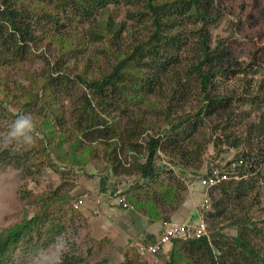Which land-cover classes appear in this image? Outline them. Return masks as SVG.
Here are the masks:
<instances>
[{
  "label": "rangeland",
  "instance_id": "rangeland-1",
  "mask_svg": "<svg viewBox=\"0 0 264 264\" xmlns=\"http://www.w3.org/2000/svg\"><path fill=\"white\" fill-rule=\"evenodd\" d=\"M144 6V0H119L110 5L113 22L123 28L120 38L111 40L104 36H90L88 25L76 22L69 29L62 28L69 34L71 42L77 40L76 34L84 37L85 42L77 45L72 58H65L64 64L60 65L61 70L72 75L86 67L88 77H98L107 71L117 61L107 44L110 43L114 51L127 50L133 42L131 34L141 36L148 29L149 15L142 14ZM208 8L206 21H193V17L181 20L179 31L184 36V43L171 66L174 72L178 71L180 83L190 81L191 90L177 91L176 95L183 94L182 98L170 99L168 93L172 85H176V78L174 75L171 80V73L167 72L166 76L158 77L148 100L138 106L127 105L125 112L115 110V119L121 128L132 125L137 119L143 120L147 131L137 137L141 144H144L146 134H155L164 128L165 104L171 102L172 105L171 108L168 106L169 120L196 112L202 98L198 93L197 76L191 67L197 55L201 29L206 30L211 48L219 45L224 54L218 64L211 63L218 68L228 66L237 69L234 74L217 72L213 78L214 90L220 96H230L232 102L225 113L220 116L215 113L199 125L195 137L203 143V153L198 161L193 166L180 167L173 164L172 152H159L158 160L166 170L160 179L163 184L171 183L178 193L173 203L156 201L160 215L171 220L166 224L162 223L161 217L155 221L147 219L142 206L144 201L141 208H125L111 194L113 187L127 192L133 182L145 181L136 166L145 160V150L136 152L134 157L130 151L119 150L118 145V158L126 162L128 169L123 166H118L117 172L109 169L113 161L111 152L118 139L88 134L74 125V119L81 110V85H75L68 93L56 98L64 118L59 125L52 121L51 131L42 115L35 114V110L20 108L19 104L28 97L27 91H35L27 72L39 77L48 72L47 67H54L57 44L49 35L39 32V39L31 43L28 58L0 70V151L26 152L20 156L23 162L19 166H0V231L32 218L36 213L44 215L38 226L26 233V237L13 249L10 264H60L66 252L84 256L89 264H167L171 245L160 249L161 255H153L146 250L151 244L147 240H153V236L157 241L159 233L172 221L183 222L192 217V223H196V210L200 208L201 194L205 191L196 179V173L208 161L223 165L226 160L243 152L258 153L260 162L253 164L251 159V164L246 165L249 172L246 178L252 180L255 189L253 195L241 199L240 203L245 208L241 204L238 209L231 208H234L232 213L235 216L241 215L240 224L243 220L248 224L245 235L264 257V150L260 152L257 149V139L253 138L255 133L251 131L254 123L264 118V102H257L264 96V0H210ZM148 60L138 68L153 75L157 69H152L150 63L154 61L149 60L148 63ZM248 99L254 104H250ZM18 113L30 116L34 122V142L31 145L9 138L11 125ZM64 129L67 139L58 147L55 144ZM47 131L52 135L50 155L38 145L39 139L45 140L43 132ZM79 138L81 142L77 143L75 139ZM260 138L263 140L261 143L258 139L260 147L264 148V134ZM230 140L241 143L230 147ZM80 152L83 155L79 156ZM221 154L225 158L222 161L219 159ZM84 157L86 160L83 161ZM102 177H105L104 184H101ZM133 194L126 195L129 202L134 200ZM247 202L253 204L248 209ZM56 225L62 226L61 231L54 232ZM219 225L225 233L237 232L228 221ZM254 225L261 233L251 229ZM181 263L183 260L177 262Z\"/></svg>",
  "mask_w": 264,
  "mask_h": 264
},
{
  "label": "trees",
  "instance_id": "trees-1",
  "mask_svg": "<svg viewBox=\"0 0 264 264\" xmlns=\"http://www.w3.org/2000/svg\"><path fill=\"white\" fill-rule=\"evenodd\" d=\"M118 1L0 0V70L4 66L15 65L28 58L31 43H35L36 38L39 39V32L43 35H49V38H52L57 44L54 67H47L48 72L39 77L27 72L31 87L35 91H27L28 97L19 104L20 108L23 107L26 111L35 110V114L42 115L45 124L49 126V131H51L54 120L59 125L64 118L60 114L61 107L56 98L62 93H68L75 85H81L83 87L82 103L79 105L81 110L74 119V125L77 128H83V131L88 134L96 133L100 137L110 136L118 139V142H114L113 152H111L113 161L109 169L115 172L118 171V166H123L125 170L128 169L125 166L126 162H121V159L118 158L116 153L118 145L119 150L130 151L134 157L136 152L145 150V160L136 164L140 176L145 181L133 182L127 192H121L113 187L111 194L115 198L123 196L131 206L128 207L130 209L141 208V202L144 201L142 206L145 207L144 213L147 219L155 221L161 217L162 223L166 224L171 220L169 217L160 215L156 201L167 204L173 203L176 201L177 190L171 183L163 184L162 179H160L165 168L162 162L158 160L159 152L163 151L166 154L172 152L173 164L180 167L193 166L198 161L200 154L203 153V143L195 137L199 125L215 113L216 116L225 113L232 102L230 96H220L214 90L213 78L216 77L217 72L234 74L237 69L228 66L218 68L212 64L215 63L216 65L222 61L224 54L222 50H219V45L211 48L206 30L201 29L197 55L191 67L199 82L198 93L202 98L201 105L192 114L187 113L169 120L171 114H168V106L171 108L172 105L171 102L165 104L164 128L161 132L146 134L144 144L139 143L137 137L147 131L143 120L137 119L133 121L132 125L128 124L124 126L125 128H121L115 119V110L125 112L127 105L138 106L148 100L149 95L153 94L155 90L158 77L166 76L167 72L171 73V80L174 75L176 78H173L176 80L175 87L172 85L173 88L168 93L170 99L182 98L183 94L176 95L177 91L191 90L190 81L180 83L178 71L174 72L171 68L175 58H177V52L184 43V36H182L179 28L181 20L184 18L191 20L190 18L193 17V21L194 19L208 20L210 0H144L146 6L142 10V14L149 15L148 29L141 36H137V33L131 34L133 42L127 50L114 51L110 47V43L107 44L108 49L112 50L111 52L117 60L111 64L107 71L98 77H88L86 67L72 75L62 71L60 65L64 64L65 58L67 56L72 58L78 49L77 45L80 43L83 45L85 42L84 37L77 34L75 35L77 40L71 42L69 34L62 28L69 29L72 23L76 22L75 24L88 25L87 33L90 36H104L111 40L120 38L123 30L122 25L113 22L112 12L109 8L111 4H116ZM110 34L114 35L110 37ZM148 59L154 61L150 63V67L157 69V73L153 75L141 72L138 68H141L140 64ZM262 97L264 96L257 99V102H264ZM248 102L254 104L251 99H248ZM152 104H155V101ZM122 105L126 108H123ZM49 131L43 132L45 140L39 139L38 142L40 148L47 155H50L49 144L52 143V135ZM251 131L255 133L253 138L257 139L256 143L259 146L257 149L261 152L264 150L260 147L263 142L260 136L264 134L263 117L254 123ZM65 132L66 129L59 134V140L55 144L58 147L65 141L64 139H67ZM258 139H261V143ZM75 140L77 143L81 142V138ZM240 143L239 140L238 142L236 140L228 141L230 147H236ZM25 153V151L12 153L8 149H3L0 151V166L7 164L19 166L23 162L20 156ZM80 155L83 153L80 152ZM257 156L258 153L256 155H253L252 152L239 153L226 160L223 165L220 162L208 161L203 169L198 174L196 173L195 177L198 181L211 174L213 168L221 172L231 173L234 178L218 182L207 190L204 188L205 191L201 194V200L206 193L209 199V208L203 209V211L200 208L199 211H201L206 223L207 235L198 238L190 236L173 238L169 243L171 248L168 252L167 264H177L181 260H183L181 264H264V257L253 246L250 238L245 235L248 224L244 220L240 224L241 215L235 216L232 213L234 208H231L233 206L238 209L241 199L253 195L255 185L252 180L246 178L249 173L246 171V165L250 163L249 160L251 159L253 164L259 163L260 160ZM219 159L222 161L225 158L222 155L219 156ZM84 160L86 157L83 158ZM239 160L242 161L241 164H237ZM233 162H236L234 167L230 166ZM104 182L105 177H102L101 184ZM131 192L135 196L134 200H131L132 203L128 201L126 196ZM250 205L253 204L247 202L246 209L250 208ZM241 206L244 207L242 204ZM196 213L199 218L197 210ZM43 216V214L36 213L32 218L23 219L19 223L0 231V264H10L13 249L26 237V233L38 226ZM191 218H186L184 221L192 223ZM222 221H228L230 227H234L237 232L235 234L225 233L223 227L219 225ZM56 227L54 232L61 231L62 226L56 225ZM251 229L261 233L255 225ZM163 230L159 233V237ZM151 237L153 240H147V242L156 243L153 236ZM155 254L161 255V251L158 250L153 253V255ZM60 264L89 263L80 254L66 252Z\"/></svg>",
  "mask_w": 264,
  "mask_h": 264
},
{
  "label": "built area",
  "instance_id": "built-area-1",
  "mask_svg": "<svg viewBox=\"0 0 264 264\" xmlns=\"http://www.w3.org/2000/svg\"><path fill=\"white\" fill-rule=\"evenodd\" d=\"M242 161L239 160L237 164H241ZM236 165V162H233L230 164V166L234 167ZM231 178H234V176L230 173L221 172L216 168H213L211 171V174L206 175V177H203L199 180V184L203 186L207 190L210 186L221 182V181H227ZM118 200V203L121 204L123 207L128 208L131 207L124 199L123 196L116 197ZM200 208L206 210L209 208V199L207 197V194L205 193L201 202H200ZM199 208V209H200ZM199 218L196 223H189V222H178V221H172L169 227L163 230L160 237L156 241V243L149 244L146 250L153 254L156 251L162 249L167 244L170 243V241L175 237H182V236H190V237H201L204 235H207V228L206 223L202 217L201 211L198 210Z\"/></svg>",
  "mask_w": 264,
  "mask_h": 264
},
{
  "label": "clouds",
  "instance_id": "clouds-1",
  "mask_svg": "<svg viewBox=\"0 0 264 264\" xmlns=\"http://www.w3.org/2000/svg\"><path fill=\"white\" fill-rule=\"evenodd\" d=\"M34 131L35 125L31 117L18 113L8 135L11 141L31 145L34 142ZM5 146H7V143Z\"/></svg>",
  "mask_w": 264,
  "mask_h": 264
}]
</instances>
